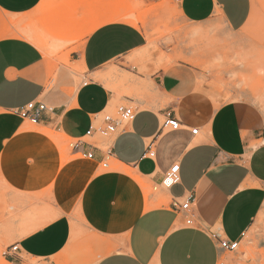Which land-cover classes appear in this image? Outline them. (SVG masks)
I'll return each instance as SVG.
<instances>
[{"label":"crops","instance_id":"0c3cea01","mask_svg":"<svg viewBox=\"0 0 264 264\" xmlns=\"http://www.w3.org/2000/svg\"><path fill=\"white\" fill-rule=\"evenodd\" d=\"M170 1L177 8L171 26L212 27L220 38L242 30L253 6L252 0ZM120 13L116 0H0V178L14 207L6 250L19 247L4 252L6 261L254 264L241 247L264 204V113L249 100L226 99L228 86L189 61L183 29L168 52L159 44L161 52L152 53L148 33L162 11L146 28ZM73 75L83 83L71 95ZM40 101L53 110L34 127L17 110ZM115 101L134 105L136 117L113 137L108 157L87 131ZM167 113L181 129L163 127ZM45 128L81 140L73 162H65L63 147ZM106 160L126 171L88 175ZM175 163L180 181L165 188ZM136 176L160 193L147 198ZM188 199V212L174 209ZM74 224L96 240L83 242L77 229L73 236ZM220 239L240 244L229 251Z\"/></svg>","mask_w":264,"mask_h":264},{"label":"rangeland","instance_id":"374dc122","mask_svg":"<svg viewBox=\"0 0 264 264\" xmlns=\"http://www.w3.org/2000/svg\"><path fill=\"white\" fill-rule=\"evenodd\" d=\"M116 3L119 6L120 12H125L121 14L128 15L136 24H141L144 28L148 26L150 18L156 16V10L162 11L164 16L158 17L156 20L159 25L148 33L151 45L150 51L152 53L161 52L159 44H164L167 46L168 52L178 42V40H175L176 33L183 29L184 33L181 43L193 55L189 61L205 72L214 73L223 84L225 83L228 86L229 91L226 99L249 100L264 113V0H252V12L248 22L242 30L230 38L218 37L213 32L214 29L212 27H191L186 24H183V28L171 26V17L177 14V8L170 0H164L160 7H144L137 1L129 0H116ZM161 56L163 58L164 54L161 53ZM166 58L168 62L172 60L169 53H167ZM73 69L78 73L82 72L80 69ZM55 70V73L52 74L53 79H57L58 76L57 67ZM57 83L58 81L55 80L51 85H56ZM82 83L83 80L81 78L73 75L72 81L69 82L70 87L68 91L70 94H75ZM119 105H128L135 108L134 105H130L129 103L115 101L108 111L114 112ZM25 121L34 127L36 126V123L30 120ZM45 130H48L47 132L50 136L63 147L62 154L65 162H73V149L70 144L76 140L69 139L54 129L45 128ZM112 140L113 137H96L93 142L103 150H107ZM79 161L84 163L85 159L80 158ZM111 162H109L110 167L108 168L98 164L92 171V175H88L92 177L114 170L126 171L122 166L111 164ZM136 177L147 198L160 193L161 188L150 180L139 176ZM155 187L157 188L156 190L154 189ZM7 190L2 178H0V264H47L39 261V259L28 256H24L23 263H9L6 261L3 254L6 252V244L8 242L6 243L5 239L12 235L10 220H14V207L12 203L7 201ZM45 197L47 198V194ZM76 219L81 221L78 214ZM36 227L38 226H29L27 231L34 230ZM76 229L77 235L83 237V242L85 243L86 240L95 241L97 238L94 233L86 230L82 225L76 226L75 224L73 236ZM259 237L263 238L262 243L264 244V204L253 228L246 236L244 242L247 245L241 247V249L248 253L250 260L254 264H264V249L258 248L259 243L257 242V238ZM95 260H98L97 256Z\"/></svg>","mask_w":264,"mask_h":264},{"label":"built area","instance_id":"2783aa9c","mask_svg":"<svg viewBox=\"0 0 264 264\" xmlns=\"http://www.w3.org/2000/svg\"><path fill=\"white\" fill-rule=\"evenodd\" d=\"M176 1V0H174ZM53 108L47 105L45 102H31L28 105L19 108L17 113L21 115L23 118L30 120L31 122L37 123L41 121L43 115L48 112L52 111ZM136 117V109L132 106L128 105H119L116 107L114 112H106L102 115L101 123L98 125L90 126L89 130L87 131V135L90 137H104V138H112L119 132L125 130L127 126H129ZM163 127L169 130H179L182 128L181 122L174 117L171 113H167L165 115V119L163 121ZM192 132L196 134L198 132L197 129H193ZM81 143V140H76L75 142H71L70 146L72 149L76 148ZM108 157L111 155V151L108 148L105 150ZM153 155V153H150ZM84 157L92 159L94 154L92 152H85L82 154ZM103 167H109V161L106 160L102 163ZM180 181V164L175 163L171 166V168L166 172L163 180L162 185L165 188H170L171 186L179 183ZM157 189L156 187L154 188ZM191 199L186 200L185 202L179 203L175 202L173 204L174 209L178 211H185L188 212L191 209ZM193 220L191 218L187 219V224H192ZM216 238H219L217 234H214ZM221 247L225 250L234 251L237 250L239 247V241H230L227 239L221 240L220 239ZM19 250L17 244L12 245L9 250H6L5 254H12L16 253Z\"/></svg>","mask_w":264,"mask_h":264},{"label":"bare ground","instance_id":"6f19581e","mask_svg":"<svg viewBox=\"0 0 264 264\" xmlns=\"http://www.w3.org/2000/svg\"><path fill=\"white\" fill-rule=\"evenodd\" d=\"M117 16H119V17H121V18H128V15H126V14L124 15V14H121V13L118 14Z\"/></svg>","mask_w":264,"mask_h":264}]
</instances>
